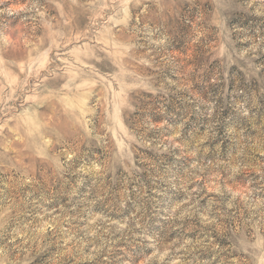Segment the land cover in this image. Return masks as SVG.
Masks as SVG:
<instances>
[{
    "label": "rangeland",
    "instance_id": "rangeland-1",
    "mask_svg": "<svg viewBox=\"0 0 264 264\" xmlns=\"http://www.w3.org/2000/svg\"><path fill=\"white\" fill-rule=\"evenodd\" d=\"M0 264H264V0H0Z\"/></svg>",
    "mask_w": 264,
    "mask_h": 264
}]
</instances>
